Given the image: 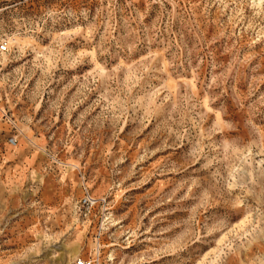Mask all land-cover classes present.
I'll return each instance as SVG.
<instances>
[{
    "label": "rangeland",
    "instance_id": "374dc122",
    "mask_svg": "<svg viewBox=\"0 0 264 264\" xmlns=\"http://www.w3.org/2000/svg\"><path fill=\"white\" fill-rule=\"evenodd\" d=\"M258 3L0 0V264H264Z\"/></svg>",
    "mask_w": 264,
    "mask_h": 264
},
{
    "label": "built area",
    "instance_id": "2783aa9c",
    "mask_svg": "<svg viewBox=\"0 0 264 264\" xmlns=\"http://www.w3.org/2000/svg\"><path fill=\"white\" fill-rule=\"evenodd\" d=\"M9 143L11 145H15V140L10 139ZM93 205H95V200L90 196H85L80 202V207L83 209L85 214H89L91 212ZM75 264H87V263L82 260H78Z\"/></svg>",
    "mask_w": 264,
    "mask_h": 264
},
{
    "label": "bare ground",
    "instance_id": "6f19581e",
    "mask_svg": "<svg viewBox=\"0 0 264 264\" xmlns=\"http://www.w3.org/2000/svg\"><path fill=\"white\" fill-rule=\"evenodd\" d=\"M257 1L259 2L258 4H260L262 0H257Z\"/></svg>",
    "mask_w": 264,
    "mask_h": 264
}]
</instances>
